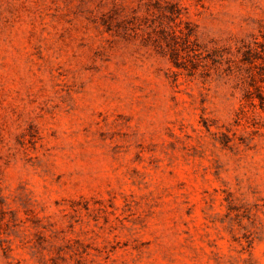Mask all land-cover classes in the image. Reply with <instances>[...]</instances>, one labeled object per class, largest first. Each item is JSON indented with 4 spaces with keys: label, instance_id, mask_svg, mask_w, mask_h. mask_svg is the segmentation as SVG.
<instances>
[{
    "label": "rangeland",
    "instance_id": "rangeland-1",
    "mask_svg": "<svg viewBox=\"0 0 264 264\" xmlns=\"http://www.w3.org/2000/svg\"><path fill=\"white\" fill-rule=\"evenodd\" d=\"M0 264H264V0H0Z\"/></svg>",
    "mask_w": 264,
    "mask_h": 264
},
{
    "label": "trees",
    "instance_id": "trees-1",
    "mask_svg": "<svg viewBox=\"0 0 264 264\" xmlns=\"http://www.w3.org/2000/svg\"><path fill=\"white\" fill-rule=\"evenodd\" d=\"M188 37H189V35L186 37V38H187V40H186V41H187V42H190V40H189V38H188Z\"/></svg>",
    "mask_w": 264,
    "mask_h": 264
}]
</instances>
